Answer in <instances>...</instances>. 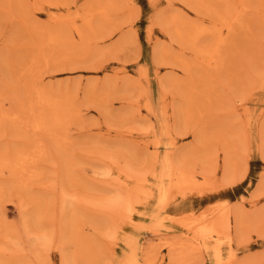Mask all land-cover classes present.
Returning a JSON list of instances; mask_svg holds the SVG:
<instances>
[{"label": "rangeland", "instance_id": "obj_1", "mask_svg": "<svg viewBox=\"0 0 264 264\" xmlns=\"http://www.w3.org/2000/svg\"><path fill=\"white\" fill-rule=\"evenodd\" d=\"M0 264H264V0H0Z\"/></svg>", "mask_w": 264, "mask_h": 264}, {"label": "bare ground", "instance_id": "obj_2", "mask_svg": "<svg viewBox=\"0 0 264 264\" xmlns=\"http://www.w3.org/2000/svg\"><path fill=\"white\" fill-rule=\"evenodd\" d=\"M33 110V107L32 109ZM38 116V115H37ZM43 116V115H42ZM43 118H40V120H37L34 125L35 129H38V130H49V127L47 125V123L45 122V120ZM49 133V132H48ZM36 141V140H35ZM41 146V145H40ZM43 151L44 152V147H41L40 148V151ZM20 152V151H18ZM34 156V154L31 153H26V154H19V156H14L13 158L9 157L8 155L4 156V158L1 160V165L3 167H7L13 171H16L19 173V175H23V177H26L28 178V176H25L27 175V173H29V171L31 170L32 171V166H29L33 161H31L32 157ZM35 167V166H34ZM36 168V167H35ZM34 169V168H33ZM36 171V169H35ZM34 172V171H32ZM33 176H35L34 174H32ZM30 176V175H29ZM22 177V176H21ZM22 177V178H23ZM21 178V179H22ZM30 180V179H28ZM24 181V180H23ZM27 182V181H26ZM25 183V181L23 182ZM28 183V182H27ZM26 183V184H27ZM242 219V218H241ZM86 250H89V253H90V248L88 247H85ZM91 261V260H90Z\"/></svg>", "mask_w": 264, "mask_h": 264}]
</instances>
